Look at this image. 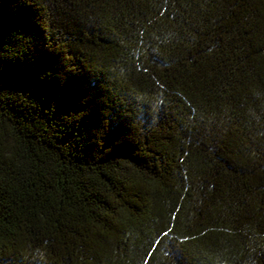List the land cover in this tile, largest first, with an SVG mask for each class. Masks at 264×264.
Returning a JSON list of instances; mask_svg holds the SVG:
<instances>
[{
  "label": "trees",
  "instance_id": "obj_1",
  "mask_svg": "<svg viewBox=\"0 0 264 264\" xmlns=\"http://www.w3.org/2000/svg\"><path fill=\"white\" fill-rule=\"evenodd\" d=\"M0 264H264V0H0Z\"/></svg>",
  "mask_w": 264,
  "mask_h": 264
}]
</instances>
